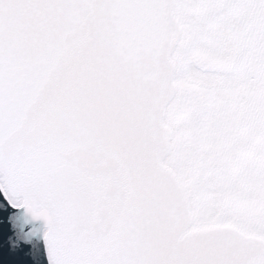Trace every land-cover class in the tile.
Segmentation results:
<instances>
[{
  "label": "snow or ice",
  "instance_id": "obj_1",
  "mask_svg": "<svg viewBox=\"0 0 264 264\" xmlns=\"http://www.w3.org/2000/svg\"><path fill=\"white\" fill-rule=\"evenodd\" d=\"M0 264H264V0H0Z\"/></svg>",
  "mask_w": 264,
  "mask_h": 264
}]
</instances>
